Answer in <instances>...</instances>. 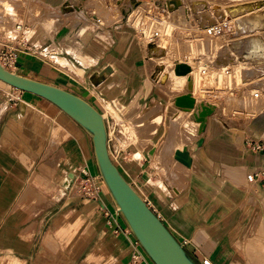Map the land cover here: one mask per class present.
<instances>
[{"label": "crops", "instance_id": "1", "mask_svg": "<svg viewBox=\"0 0 264 264\" xmlns=\"http://www.w3.org/2000/svg\"><path fill=\"white\" fill-rule=\"evenodd\" d=\"M40 1L47 10L56 11L67 0ZM202 1L208 7L212 3L223 8L226 7L223 4L235 6L258 0ZM260 1L264 4V0ZM137 2L134 7L127 3L122 9L126 19L120 26H115L110 45L102 38L103 34L86 33L85 41L80 40L85 47L83 53L73 56L81 66L59 56L83 72L82 80L75 79L70 72L58 70L57 74L51 70L44 73V65H35L29 56H19L18 63L27 70L31 65L37 66L43 83L59 88L63 83L70 84L85 93L86 67L93 66L100 56L115 46L113 55L110 54L101 69L112 66L114 74L96 87L98 94L93 95L90 91L89 97L98 101L102 109H108L109 102L115 108L117 125L144 127L137 131L140 135L137 139L151 143L142 154L134 151L121 154L125 173L139 178L142 187L153 191L154 212L198 264H204V261L211 264H264V192L260 184L248 181V176L264 171V62L259 59L246 61L230 44V50L236 56L230 53L229 56L196 57L203 58L202 62L195 59L194 63L204 68V74L211 63L208 81L201 79L194 68L187 77L176 76V65L186 62L174 63L172 69L170 64L162 62L168 57L165 45L147 41L143 47L135 30L152 27L149 21L161 24V20L148 14V24L144 21L137 25L142 13L151 12L150 9L146 12L145 5ZM185 2L189 3L182 0L181 9L176 13L170 10L172 18L179 23L181 19L177 16L183 9L188 10ZM127 5L131 8H126ZM162 13L165 17L167 9ZM181 22L185 23L184 20ZM194 22L198 27L197 21ZM69 30L70 34L66 36ZM75 33L70 25L52 37L42 30L37 44L47 39L56 41L53 43L56 46L63 41L69 43ZM168 33L171 38L172 30ZM235 33L231 36L233 41L239 40L240 33ZM159 37L165 40L164 34ZM151 43L162 45L166 55L163 58L149 56L146 46ZM207 47L202 48V52L207 51ZM63 51L69 54L66 48ZM158 66L161 70L156 73ZM189 78L194 79L193 96L197 102L214 104L218 112L209 118L202 137L197 135L196 140L185 146L183 138L174 134L173 125L182 124V130L186 124L194 125L198 132L200 124L190 119V113L177 110L173 101L188 93ZM215 86L231 92L222 105L206 99L211 94L208 91H212L209 87ZM8 87L0 83V264H28L33 253L36 254L35 264H42L47 254L61 252L76 254L79 264H149L135 246L136 242L124 232L119 234L108 226L104 208L115 212L118 207L106 185H103L98 201L78 196L73 190L74 185L66 188L79 176L77 168L89 164L88 132L57 106L33 94H29L31 98L20 103L19 109L14 108L13 112ZM197 92L201 97L195 94ZM259 92L262 94L257 98ZM91 104L105 120L106 117L110 120L109 113L93 102ZM14 106L18 107L17 104ZM240 108L251 114L248 128H240L244 121L233 115ZM199 140H203V145L196 152L188 151V146ZM179 159L190 163L189 166ZM97 168H91V174L101 176L98 164ZM37 201L41 207L31 213L29 209ZM121 216L116 217L120 230ZM45 220L52 221V227L46 233ZM134 253L140 255L138 262L133 261Z\"/></svg>", "mask_w": 264, "mask_h": 264}, {"label": "rangeland", "instance_id": "2", "mask_svg": "<svg viewBox=\"0 0 264 264\" xmlns=\"http://www.w3.org/2000/svg\"><path fill=\"white\" fill-rule=\"evenodd\" d=\"M13 1L17 2V0H13ZM39 1L40 0H21V3H22L21 8L32 9V11L34 12L38 21H41L43 23L42 24H39V23L34 24L31 31H28L29 27H25L22 24H20V22H16L17 23V24H15L16 28L22 27V31L19 32L22 35L18 36L20 38L16 37L14 40L11 39L8 36V34L6 35V33H4L2 31V28L0 27V52L3 50L7 51V49H8L7 46L12 47L15 50H17L16 53L18 55V59H19V56H29V58H31L33 60L32 62H34L35 65H36V63L39 65H44L42 67V72H44V73H49V72H51V70L57 74L59 71H62L66 74L69 73L67 71L61 70V68L54 63L56 58L65 57L70 62L76 64L77 66H81L80 62L76 58L73 57L75 55L77 56V54L78 55L82 54L83 50L85 48L84 45L82 44V42L80 41L82 39V37H78V36H81V32L82 31H88V32H97V33L103 34L104 36L102 38L110 45L111 41H112L111 34H113V32L115 31V29H116L115 26H120L121 22L126 19V16H124V12L122 11V9H124L125 7L120 8L117 5V3L113 0H79L81 2L82 7L84 8V12L75 18H69V19H67L65 17L62 18L63 27L58 32H55L53 27H52V24L51 25L49 24L52 21H50L49 19H46L44 17L45 14L48 12V10L42 4L41 1H40V3H38ZM136 1L137 0H133V1L131 0L129 2H132V3L135 2L136 3ZM139 1L145 5L146 12L148 9H150L151 12L142 13L141 14L142 18H138L139 23H137V25L138 24L142 25V23L144 21L146 22V24H148L149 20L146 19V16H148V14L154 15L157 18L156 19L157 21L161 20V24L160 23L159 24L154 23L152 21H151L152 23H150V21H149V24L153 25L152 27L137 28L135 31L138 33V36L142 41L143 47L145 46L147 41L159 42V43H162L163 45H165L167 47V51H168L167 56L168 57L166 60H162V62L170 64L172 69H173L174 63H179V62L183 61V62L191 64V66L193 65L192 66V69L194 68L193 71H196L197 74L201 75V79L205 78L206 81H208L209 75L212 71L211 66H209L211 63L208 64L207 71H205V74H204L203 73L204 68L199 67L194 63L195 59L197 61L202 62L203 58H201V57L196 58V57L197 56H225V55L229 56V54L232 53L230 50L231 49L230 48V44H231L230 42L232 41L231 36L233 35V32H234V30H233L234 29L233 28L234 22H232V24L230 23L227 25L226 24L223 25L224 27L223 26L221 27L222 32L219 35H215V34L209 35L206 31H200L199 30V28L196 26V24L194 22L195 19L190 15V13L188 12L187 9H183L181 11V13L177 16L178 19H181V21L184 20L185 23H183L181 21H180V23L175 21L172 18L173 14L171 13L170 10L172 9V11L174 13H176L179 9L177 10L176 7H173L170 5L171 2L174 0H139ZM185 4H186V2H185ZM253 4H255V5L257 4L260 7L264 6V4H262L260 0L253 2ZM223 5L228 6L226 4H223ZM126 8L130 9L131 7L127 5ZM166 9H167V14L165 15V17L167 16V18H165L163 13H162L163 11H166ZM173 9H175L176 11H174ZM43 10H47V11H45V13H44ZM54 11L55 10H52L53 13H54ZM56 11H58V9ZM2 12L6 15V17H10V16L12 17L13 15L17 16V14L19 13V11H17V13H16L15 7L13 5L6 4V3H4V0H0V16H1ZM37 13H39L41 15H39ZM141 19H143V20H141ZM56 20L59 21L60 19L57 18ZM192 21H193L195 26H193ZM124 23H126V21H124ZM19 25H21V26H19ZM49 25L51 26V28ZM69 25H70L71 30L75 29V31H76L75 37L73 39L69 40L70 44L65 43V41H63L64 42L63 46L65 45L64 47L61 46L62 44L56 46V45H53V43L56 41H53L52 39H47L46 41H44L40 45L37 44V42L39 41L38 37L41 38L42 30H44L45 34H48L50 37H52V36H55L56 33H59L61 30H64ZM230 25H231V27H229ZM170 26H173V28H171ZM16 28H15V30H16ZM227 28L228 29L230 28V29L228 30ZM231 28H233V29H231ZM169 30H172V37L171 38L169 37V33H168ZM48 31H50V32H48ZM70 32L71 31L69 30L67 32L66 36L69 35ZM143 34H144L145 38L143 37ZM157 34H159L160 36L164 34L165 40L164 39L162 40L159 37V35H157ZM75 39L77 41H80V45H81L80 52H78V53L68 52L69 54H71V56H70L69 54L64 52L63 49L66 48L67 50L70 49L72 51H75V50L79 51L78 48L73 47L74 43L71 42V41H76ZM8 41L16 42V43H19L21 45L11 44ZM51 45H52V48H49ZM206 47H207V51L202 52V48H206ZM61 48H63V49H61ZM114 50H115V46H114V49L112 48V49L108 50L104 56H100L99 59L96 61V63L93 66L86 67V69H85V80H86V88L87 89H86L85 93H83L81 90H79L78 88H76L75 86H72L70 84H64V83L61 84V85H63L61 89H64L68 92H70L69 90L76 92L77 94L80 95L79 97L85 99L88 103L91 104L93 102L100 110L105 111V112L110 114V120H109V117H106V121H107V125H108V131H109V140H110L108 142V149L110 151V157H111L113 163L117 166V168L120 170L122 175L125 177V179L126 180L128 179V182L132 185V187H134V189L139 193V195L145 200V202L148 204V206L154 212L155 207H154V203L152 201L154 200L155 197L152 194L153 191H150V190L142 187L139 183V178H135L133 176L127 175V173H125L124 168L121 166V161H122V157H121L122 155L121 154L122 153H126V152L131 153L132 151H134L135 153L139 152L142 154L143 152H145V149L150 145L151 142H149L148 140L137 139L140 136L137 131L144 129V127L142 128L139 125H135L133 127L132 125H126V124L117 125L115 123V120H116L115 108H113L111 106V104L109 102H107L108 109H102L100 107V104L98 103V101H94L93 99H90V97H89L90 91L93 93V95L98 94V93H96L98 91H95L96 87L90 81L91 74L101 70L106 65L107 60L110 57V54H112L114 52ZM234 55L236 56V54H234ZM59 56H62V57H59ZM35 65L29 66V70H27V68H24L22 65H19V63L17 62L15 66H12L11 68L7 67V68L9 69L10 72L19 74L21 76L26 75L24 77L43 82L44 78L40 75V70L37 66L35 67ZM107 67H110V66H107ZM226 69L228 70L229 68L227 67ZM102 71L103 70H101L97 73H94V74L101 73ZM64 73H62V74H64ZM113 74H114V72H113ZM175 77L176 76L173 75V78H175ZM113 78H114V76H113ZM113 86H114V81L111 84V87H113ZM181 87L183 88V85H181ZM8 88L11 90V96L10 97L12 99L13 112L15 110L14 108L19 109L20 103H22L24 101H28V98H31V95H29V93H25V92L19 91L17 89H13L11 87H8ZM209 89H211L212 91H208V92H211V94H208L206 99L208 101L216 102L219 105H222L223 100L229 98L231 95V92H229L225 87H221V86L216 87L215 86V87H211V88L209 87ZM217 89H218V91H217ZM195 94H197L198 97H201L200 92L199 93L197 92ZM261 94H262V92H259V95H261ZM14 104H17L18 107H15ZM104 104H106V102H104ZM2 105H4V104H2ZM235 112L236 111L233 112L234 117L241 122L244 121V123H245L239 127L240 128H243V127L248 128L249 124H250L249 118H250L251 114L247 110H244L242 108L239 109L237 114H235ZM10 114H11V112H10ZM132 127L134 128V130L132 129ZM179 133H180L181 138H184L182 143H184L185 146H186V143L192 142V140H193L192 137L188 136L187 134L183 133L182 131H180ZM86 135L88 136V140H90L89 152H88L89 164L84 163V164L80 165L76 170L78 174H80L81 170H83L85 168L88 169V172L91 174L92 173L91 168L94 170H96V168H97V162H96V157H95V153H94V145H93L92 136L89 135L88 133H86ZM189 137H190V139H189ZM124 160H126V157H124ZM103 183H104V181H103ZM72 185H75L74 186L75 189H73V190L77 193L78 182H76V181L72 182ZM104 185H105V183H104ZM65 192H66V190L64 189L63 196H65ZM38 202L39 201H37L33 205V207H31V209H29L31 213H34L38 209V207H41ZM121 218H123V217L121 216L120 219ZM120 222L124 226L122 225L121 230L118 233L120 234V233L124 232L125 235L128 236L130 238V240H132V242H136L134 244L138 248V251L140 253H142L144 258H146V260H147L146 262H148L149 264H154V262L149 258V256L144 251V249L137 242L136 238L135 239L132 238V236L130 234L131 230L129 229L124 218L122 220H120ZM51 227H52V221L47 222L45 220V233L48 232L51 229ZM35 255H36L35 253H33L31 255V257H33V259L28 264H35ZM45 256H46V254H45ZM75 257H76V254H73L71 252L49 253V254H47L46 257H44L42 264H79V262H77Z\"/></svg>", "mask_w": 264, "mask_h": 264}, {"label": "water", "instance_id": "3", "mask_svg": "<svg viewBox=\"0 0 264 264\" xmlns=\"http://www.w3.org/2000/svg\"><path fill=\"white\" fill-rule=\"evenodd\" d=\"M191 71V66L186 63L175 67L179 76L188 75ZM0 81L49 101L92 136L101 177L137 242L154 264H198L113 163L105 120L90 103L59 87L10 72L1 63ZM186 90L187 94L173 102L180 110L194 112L193 119L200 123L198 133L201 135L206 130L209 117L216 113L217 106L205 102L197 104L192 94L193 80L188 82ZM197 145L201 147L203 140H199ZM71 178L74 176L71 175Z\"/></svg>", "mask_w": 264, "mask_h": 264}, {"label": "bare ground", "instance_id": "4", "mask_svg": "<svg viewBox=\"0 0 264 264\" xmlns=\"http://www.w3.org/2000/svg\"><path fill=\"white\" fill-rule=\"evenodd\" d=\"M113 1H115L120 8H122V7L124 8L127 3H131L132 6H134L135 4H138L137 1H136V3L135 2H133V3L132 2H129L131 0H129L128 2H126V1L124 2V0H113ZM181 1L182 0H174V1L171 2L170 5L173 6V7H176L177 10L178 9H181V6H182ZM188 1H189V3L186 4V8H188V10L192 13L193 18L195 19V21H197L198 27H199V30L200 31H206L209 35H213V34L219 35L222 32V28L221 27L223 26V24L224 25L225 24L227 25V24H230V23L232 24V22H234V27H233L234 29L233 28H231V29H233L234 32H236L238 34L240 33V34H239V37H238L239 40H237V41H235V40L233 41L232 40L233 42L232 43L230 42L231 45H232V47L237 52L241 53L240 56L244 57L246 59V61L255 60V59L258 60L259 59L260 61L264 62V6L263 7L262 6L260 7L258 5H255V4L251 3V2H245V3L239 4V5H235V6L232 5V6H226V7L221 8L220 5H216V4H211L210 7H208L207 4L205 2H203L202 0H188ZM4 3L13 5L15 7L16 13H17V11H19V13L17 14V16H14L13 15L12 17L11 16L10 17H6V15L3 12L1 13V16H0V25H1L0 27L2 28V31L4 33H6V35L8 34V36L11 39L14 40L16 37L22 35V34L19 33L20 31H22V27H17L16 28L15 27L16 26L15 24H17L16 22H20V24H22L23 26L29 27L28 28L29 29L28 31H31V29H32V27H33L34 24H36V23L42 24L43 23L41 21H38L37 17L35 16L34 12L32 11V9H30V8H28V9L21 8V4H22L21 3V0H17V2H15L13 0H4ZM38 3H40V1ZM44 4H46V3H44ZM48 9L49 10L45 14L44 17L46 19H49L50 21H52L49 24L50 25L52 24V27H53V29H54L55 32H58L63 27L62 18H64V17L65 18H75V17H77L78 15H80V14H82L84 12V9H83V7L81 5V2L79 0H67L61 6V8L58 9V11H54V13L52 11H50V8H48ZM173 10L176 11L175 9H173ZM171 11H172V9H171ZM191 13H190V15H191ZM37 14H39V13H37ZM39 15H41V14H39ZM124 15H126L125 12H124ZM57 18H59L60 20L57 21L56 20ZM19 26H21V25H19ZM229 27H231V25ZM15 28H16V30H15ZM50 28H51V26H50ZM48 32H50V31H48ZM86 33H88V31H82L81 32V36H78V37H82V39L85 41V39H86L85 38ZM236 33H235V35H238ZM89 34L90 33H88V35ZM240 37H242V38H240ZM18 38H20V37H18ZM8 42H10L11 44L21 45V44L16 43V42H11V41H8ZM71 42L74 43L73 47L74 48H78L79 51L78 50L72 51L70 49L68 51L69 52H74V53L80 52V47H81L80 41H77L76 40V41H71ZM61 43H62V46H63L64 42H61ZM158 45H159L158 43H151L148 46H146L147 49H148V51L147 50L146 51L148 52L149 56H153V57H157V58H159V57H162L163 58V56L166 55V49L164 47H161L162 45L161 46H158ZM54 63L57 66H59L61 68V70H64V71L73 73V76H74L75 79L82 80L83 72L80 71V70H76L65 58H56V60H55ZM220 63H222V62H220ZM160 70H161V66H158V69H157V72L156 73H158V71H160ZM113 72H114V70H113L112 67H106L101 73L93 74L90 77L91 83L95 87H99L100 85H102L113 74ZM190 74H191V72L188 75L179 76V75L176 74V76H179V77H187ZM155 79H157V77ZM165 79H167V77H165ZM190 80H193V83H194V79L189 78L188 82ZM0 82L2 84H5V85L9 86L8 84H6V83H4L2 81H0ZM188 82H187V84H188ZM194 85H195V83H194ZM9 87H11V86H9ZM11 88H13V87H11ZM13 89H15V88H13ZM192 94L194 95V91H193ZM199 103H203V102H199ZM199 103L197 102V104H199ZM4 108H6V106ZM95 109L99 112V110L97 108H95ZM177 110H180V109L177 108ZM180 111L183 112V110H180ZM184 112L190 113V119L193 122H195L197 124H200V123H198L197 121H195L193 119L194 112H187V111H184ZM217 112H218V108H217V111H216L215 114H217ZM214 115H212V116H214ZM103 118H104V116H103ZM104 120H105V118H104ZM208 121H209V119H208ZM105 124H106V129H107V133H108V142H109L110 141L109 140V131H108V126H107L106 120H105ZM181 125L180 126L179 125H176V124L173 125V129L175 131V133L174 132L173 133L174 134H177V136H178V134L180 135L179 132L182 131L183 133H185L188 136L192 137L193 140H194L197 137V135L199 137H202V135L206 132L205 131L203 134L200 135L198 133L199 132V129H198V132H197L196 131L197 128L194 127V125L192 126L190 124H186L185 127L182 130ZM190 137H189V139H190ZM178 138H180V136ZM176 141H178V140H176ZM180 141H181V139H180ZM180 141H179V143L176 142V144L177 143L180 144ZM198 142L199 141H197V142L189 145L188 146V151H190V152H196L200 148L197 145ZM181 149L179 148L178 151H181ZM109 154H110V151H109ZM183 157H185V156L183 155ZM187 159H188V157H187ZM179 161L182 162V163H184V164H186V166L187 165L189 166V164H190V163L186 162L185 160L179 159ZM173 162H175V161H173ZM176 163H177V161H176ZM176 163H175V165H176ZM52 165H54V164H52ZM167 171H169V169ZM177 171H178V169H177ZM73 181L74 180H71L67 184L66 188L69 187L70 185H72V182ZM75 181H76V179H75ZM74 189H75V187H74ZM118 210H119V208H118ZM131 235H133V233ZM134 238H135V236H134Z\"/></svg>", "mask_w": 264, "mask_h": 264}, {"label": "built area", "instance_id": "5", "mask_svg": "<svg viewBox=\"0 0 264 264\" xmlns=\"http://www.w3.org/2000/svg\"><path fill=\"white\" fill-rule=\"evenodd\" d=\"M7 51L3 50L0 52V63L2 66L9 71L7 67L15 66L18 62V55L12 47L7 46ZM256 97H259V94L256 93ZM261 149V147H258ZM248 181L250 184H260L262 186V191L264 192V171H259L255 174L248 176ZM78 182L77 195L82 198H88L92 200H100V195L103 188V179L101 176H94L88 172V169L81 170L79 176L76 178ZM105 216L107 218V224L109 227L113 228L115 232L120 231V226L117 225L116 217L121 216L118 208L115 212L104 208ZM140 260V255L134 253L133 261L138 262ZM204 264H211L209 261H204Z\"/></svg>", "mask_w": 264, "mask_h": 264}]
</instances>
